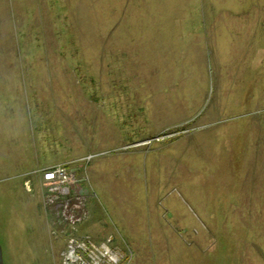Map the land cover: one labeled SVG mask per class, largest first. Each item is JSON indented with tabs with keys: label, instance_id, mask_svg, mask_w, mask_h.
Instances as JSON below:
<instances>
[{
	"label": "rangeland",
	"instance_id": "obj_1",
	"mask_svg": "<svg viewBox=\"0 0 264 264\" xmlns=\"http://www.w3.org/2000/svg\"><path fill=\"white\" fill-rule=\"evenodd\" d=\"M66 162L122 264H264V0H0L3 264H60Z\"/></svg>",
	"mask_w": 264,
	"mask_h": 264
},
{
	"label": "built area",
	"instance_id": "obj_2",
	"mask_svg": "<svg viewBox=\"0 0 264 264\" xmlns=\"http://www.w3.org/2000/svg\"><path fill=\"white\" fill-rule=\"evenodd\" d=\"M95 156L88 155L84 161L89 163ZM71 165L62 163L40 172L46 189L45 205L51 207L58 217V224L66 231L67 242L60 264H122L123 251L115 245L112 236L98 240L83 232V226L90 218L89 192L85 185H77Z\"/></svg>",
	"mask_w": 264,
	"mask_h": 264
},
{
	"label": "water",
	"instance_id": "obj_3",
	"mask_svg": "<svg viewBox=\"0 0 264 264\" xmlns=\"http://www.w3.org/2000/svg\"><path fill=\"white\" fill-rule=\"evenodd\" d=\"M0 264H3V255H2L1 246H0Z\"/></svg>",
	"mask_w": 264,
	"mask_h": 264
},
{
	"label": "crops",
	"instance_id": "obj_4",
	"mask_svg": "<svg viewBox=\"0 0 264 264\" xmlns=\"http://www.w3.org/2000/svg\"><path fill=\"white\" fill-rule=\"evenodd\" d=\"M67 163V162H66Z\"/></svg>",
	"mask_w": 264,
	"mask_h": 264
}]
</instances>
